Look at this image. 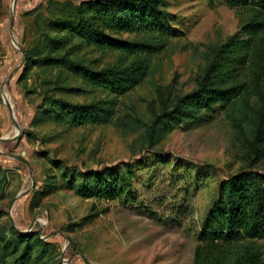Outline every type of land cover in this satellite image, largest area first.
<instances>
[{"label":"rangeland","instance_id":"obj_1","mask_svg":"<svg viewBox=\"0 0 264 264\" xmlns=\"http://www.w3.org/2000/svg\"><path fill=\"white\" fill-rule=\"evenodd\" d=\"M48 1L63 5L75 0L1 1L0 226L35 232L43 241L56 244L59 264H193L197 226L210 206L217 183L244 168L223 117L194 127L180 126L167 134L154 150L168 156L169 162L158 165L150 161L145 162L147 167L136 168L138 202L133 206L82 199L62 188L45 197L38 193L54 175L60 185L65 165L95 170L146 156L139 133L119 119L124 116L146 121L163 98L172 99L195 89L207 49L221 45L228 37L243 36L241 21L248 10L206 0H166L167 11L175 18L170 26L181 36L171 39L151 60L147 76L118 98L109 123L67 129L52 121L31 126L44 91L80 104L104 100L107 95L67 72L65 84L82 92L52 91L53 83L45 79L47 70L44 78L38 68L27 80L18 82L25 59L20 51L24 54L27 46H41L43 38L40 41L39 36L52 33L45 21L58 15L39 10V5L46 7ZM70 58L100 70L115 63L116 53L80 44ZM57 71H51V79L65 77ZM177 159L203 169L210 167L208 179L196 185L198 170L187 171L184 163L174 168ZM145 207L154 219L144 214Z\"/></svg>","mask_w":264,"mask_h":264},{"label":"trees","instance_id":"obj_2","mask_svg":"<svg viewBox=\"0 0 264 264\" xmlns=\"http://www.w3.org/2000/svg\"><path fill=\"white\" fill-rule=\"evenodd\" d=\"M206 2L248 10L241 21L243 36L228 37L221 45L207 49L205 66L191 92L163 98L146 121L124 116L119 119L139 133L147 155L95 170L65 165L60 185L54 175L38 195L45 197L62 188L82 199L133 206L138 202L136 168L150 161L158 165L169 162L168 156L154 150L167 134L180 126L194 127L223 117L244 168L217 183L210 206L197 226L193 264H264V0ZM167 6L166 0H75L63 5L48 1L46 7L39 5V10L58 16L45 21L52 33L39 32L41 46L23 48L25 59L18 82L27 80L38 68L43 73L40 76L47 70L49 76L43 77L48 84L53 83L52 91L82 92L65 84L69 80L64 75L67 72L105 92L107 99L80 104L44 91L31 126L52 121L71 129L109 123L118 98L139 84L149 73L153 57L182 34L170 26L174 16ZM124 34L133 37L123 38ZM80 44L116 53L115 63L95 70L71 59L74 47ZM54 68L65 77L51 79ZM176 162L174 168L184 163L187 171L198 170L196 185L205 181L211 170L185 160ZM144 214L155 218L147 207ZM56 250V244L43 241L35 232L21 233L11 225L9 229L0 226V264H59Z\"/></svg>","mask_w":264,"mask_h":264},{"label":"water","instance_id":"obj_3","mask_svg":"<svg viewBox=\"0 0 264 264\" xmlns=\"http://www.w3.org/2000/svg\"><path fill=\"white\" fill-rule=\"evenodd\" d=\"M13 23H14V16L11 18V27H12ZM20 54H21L22 58H24V54L22 51H20Z\"/></svg>","mask_w":264,"mask_h":264}]
</instances>
